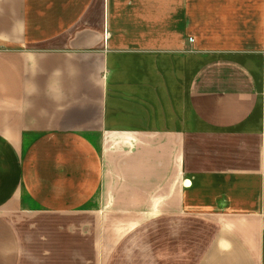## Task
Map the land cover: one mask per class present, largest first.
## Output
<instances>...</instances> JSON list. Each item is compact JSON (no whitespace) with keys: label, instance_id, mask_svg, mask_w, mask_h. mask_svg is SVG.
I'll use <instances>...</instances> for the list:
<instances>
[{"label":"crops","instance_id":"1","mask_svg":"<svg viewBox=\"0 0 264 264\" xmlns=\"http://www.w3.org/2000/svg\"><path fill=\"white\" fill-rule=\"evenodd\" d=\"M0 264H264V0H0Z\"/></svg>","mask_w":264,"mask_h":264},{"label":"rangeland","instance_id":"2","mask_svg":"<svg viewBox=\"0 0 264 264\" xmlns=\"http://www.w3.org/2000/svg\"><path fill=\"white\" fill-rule=\"evenodd\" d=\"M214 141H211V140H209V139H207V138H205V139H199V143L200 144H210V143H213ZM219 143H221V144H227V143H232L233 142V144L234 145H237L238 144V141L237 140H225V139H220L219 141H218ZM204 146H206V147H209V146H211V145H204ZM208 155H211L210 153H206V156L208 157ZM203 159H206V157H204ZM203 165V164H202ZM202 167H205V166H202Z\"/></svg>","mask_w":264,"mask_h":264}]
</instances>
